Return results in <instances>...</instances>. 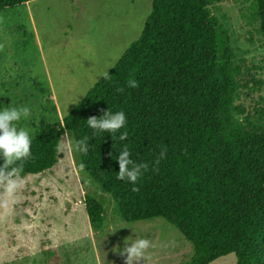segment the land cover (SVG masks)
Listing matches in <instances>:
<instances>
[{
  "label": "trees",
  "instance_id": "trees-1",
  "mask_svg": "<svg viewBox=\"0 0 264 264\" xmlns=\"http://www.w3.org/2000/svg\"><path fill=\"white\" fill-rule=\"evenodd\" d=\"M29 1L0 0V12ZM213 1L152 0L111 80L96 82L62 120L34 124L23 175L52 169L66 133L73 143L91 137L87 118L123 110L125 141L101 134L89 140L86 154L76 151L79 172L111 196L118 215L171 223L192 245L183 264H211L229 254L236 264H264V109L242 119L232 114L238 69L229 36L208 9ZM254 9L264 40V0H254ZM129 79L138 87L129 88ZM125 144L136 162L149 165L135 186L116 178L114 158ZM84 205L91 228L100 230L102 203L86 196Z\"/></svg>",
  "mask_w": 264,
  "mask_h": 264
},
{
  "label": "rangeland",
  "instance_id": "rangeland-1",
  "mask_svg": "<svg viewBox=\"0 0 264 264\" xmlns=\"http://www.w3.org/2000/svg\"><path fill=\"white\" fill-rule=\"evenodd\" d=\"M152 0H32L0 12V104L28 105L40 120L63 119L74 100L98 82V74L116 64L141 34ZM208 9L229 36L238 69L233 116L264 109V40L254 0H215ZM113 67L108 68L110 71ZM85 95L79 97V102ZM241 110V111H240ZM243 110V111H242ZM258 114V113H257ZM58 163L25 177L20 202L10 212L0 207V264H125L126 237L149 238L153 247L139 264H183L192 245L164 218L125 221L110 195L82 175L76 150L63 151ZM86 196L105 209L103 227L91 228ZM135 233H134V232ZM211 264H236L229 254Z\"/></svg>",
  "mask_w": 264,
  "mask_h": 264
},
{
  "label": "clouds",
  "instance_id": "clouds-1",
  "mask_svg": "<svg viewBox=\"0 0 264 264\" xmlns=\"http://www.w3.org/2000/svg\"><path fill=\"white\" fill-rule=\"evenodd\" d=\"M110 67L115 65L110 64L97 78L111 80L108 71ZM127 86L136 88L138 83L135 79H129ZM81 95L87 94L81 92L71 102L78 104ZM32 117L33 109L28 105H13L12 101L7 105L0 104V207L8 212L20 202V194L26 186L23 165L32 156L34 134L30 128L21 125L23 121H28ZM86 125L92 130L91 137H84L75 143L65 137L67 142L62 145V152L75 149L86 154L90 148L89 140L101 134H111L112 137L118 135L121 142L128 136L127 115L123 110L112 111L108 108L100 116L93 115L87 118ZM165 154L166 149L161 151L160 158H164ZM114 159L119 164L116 178L134 186L149 168L147 163H138L133 159L132 151L126 144ZM137 190L138 188L133 187V191ZM132 237L136 238H125L122 250L119 246L114 249L125 257V264H139L142 259L146 261L148 250L153 247L152 241L147 237L137 233Z\"/></svg>",
  "mask_w": 264,
  "mask_h": 264
}]
</instances>
